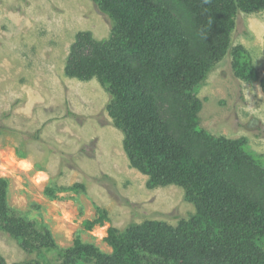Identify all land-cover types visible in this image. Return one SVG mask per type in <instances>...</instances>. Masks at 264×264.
Listing matches in <instances>:
<instances>
[{"label": "trees", "instance_id": "obj_1", "mask_svg": "<svg viewBox=\"0 0 264 264\" xmlns=\"http://www.w3.org/2000/svg\"><path fill=\"white\" fill-rule=\"evenodd\" d=\"M92 1L112 21L110 33L97 39L78 32L64 72L103 85L130 164L148 176V187H184L195 211L175 225L145 219L109 227V252L81 237L106 219L98 211L71 245L60 247L45 226L7 206V181L0 178V229L28 253L57 250L55 264H264V168L245 138L198 126L202 102L194 92L230 44L235 14L262 10L264 0ZM233 52L235 72L254 78L246 49ZM260 87L264 92V78ZM54 190L49 185L45 193L54 197Z\"/></svg>", "mask_w": 264, "mask_h": 264}, {"label": "rangeland", "instance_id": "obj_2", "mask_svg": "<svg viewBox=\"0 0 264 264\" xmlns=\"http://www.w3.org/2000/svg\"><path fill=\"white\" fill-rule=\"evenodd\" d=\"M111 24L92 0H0V178L7 181L6 204L45 226L60 247L71 245L98 211L106 219L81 237L107 252L109 227L145 219L175 225L195 211L184 187H148V176L130 164L103 85L64 72L77 33L103 39ZM229 42L194 89L202 102L198 126L214 136L245 138L264 168V9L237 12ZM235 47L248 52L254 78L235 72ZM49 185L54 197L45 193ZM56 251L28 253L0 229L6 264L34 258L55 264Z\"/></svg>", "mask_w": 264, "mask_h": 264}]
</instances>
